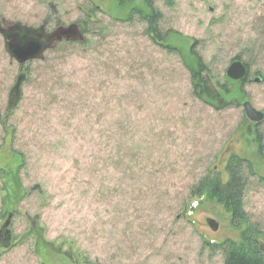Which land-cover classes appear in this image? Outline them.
I'll use <instances>...</instances> for the list:
<instances>
[{
    "label": "rangeland",
    "instance_id": "obj_1",
    "mask_svg": "<svg viewBox=\"0 0 264 264\" xmlns=\"http://www.w3.org/2000/svg\"><path fill=\"white\" fill-rule=\"evenodd\" d=\"M154 5L174 50L150 40L137 18L123 20L140 0H0L2 25L52 31L92 15L83 42L21 65L0 35V218L15 213L0 264H223L206 242L239 240V230L190 188L212 172L224 180L231 154L251 164L243 206L264 231V119L249 121L242 107L264 112V0ZM237 55L251 65L245 82L226 76ZM198 62L223 86L217 103L192 92Z\"/></svg>",
    "mask_w": 264,
    "mask_h": 264
},
{
    "label": "trees",
    "instance_id": "obj_2",
    "mask_svg": "<svg viewBox=\"0 0 264 264\" xmlns=\"http://www.w3.org/2000/svg\"><path fill=\"white\" fill-rule=\"evenodd\" d=\"M115 1L120 6L135 2V0ZM140 2L143 8L132 6L123 20L130 22L134 18H137L138 21L144 23V33L150 40L170 51L174 50L171 45L166 43L167 38L174 31L170 29L162 31L159 24L162 19V13L155 7L154 0H140ZM90 4L88 12L93 13L98 7L92 2ZM90 17L92 15L87 14L83 20L78 22L83 34L87 32L86 24L91 21ZM232 60L242 61L246 65L249 74L251 67L249 59H244L240 55H237ZM197 64L198 69L192 73V92L201 100L217 103L222 99L221 91L223 86L210 82L203 75L205 71L204 64L201 62ZM248 74L241 80L242 82L248 80ZM245 168L249 171L251 170V164L248 160L244 157L231 154L226 161L224 170L227 177L224 180L220 173L212 172L201 177L190 188V194L194 197L205 194L209 199L220 204L230 215L232 227L239 230V240L225 239L219 243L206 242L211 250L218 249L222 252L223 264H264V247H262L264 243V231L256 224L250 222V218L243 206V193L246 184Z\"/></svg>",
    "mask_w": 264,
    "mask_h": 264
},
{
    "label": "water",
    "instance_id": "obj_3",
    "mask_svg": "<svg viewBox=\"0 0 264 264\" xmlns=\"http://www.w3.org/2000/svg\"><path fill=\"white\" fill-rule=\"evenodd\" d=\"M49 5L52 12L56 13L54 4ZM0 35L10 59H14L20 65L30 60L42 59L43 54L57 43L63 41L79 43L84 40V34L78 23L58 26L52 31H46L44 23L35 28L19 22L2 25L0 21ZM247 74L246 65L240 60L231 61L226 69V76L231 80H242ZM25 78V73L17 75L15 83L10 88L7 100L9 109H13L19 102L21 85ZM242 107L249 121L259 123L264 119V112L254 108L250 102H243ZM206 222L212 231L217 230L218 223L214 219L208 218Z\"/></svg>",
    "mask_w": 264,
    "mask_h": 264
},
{
    "label": "flooded vegetation",
    "instance_id": "obj_4",
    "mask_svg": "<svg viewBox=\"0 0 264 264\" xmlns=\"http://www.w3.org/2000/svg\"><path fill=\"white\" fill-rule=\"evenodd\" d=\"M13 209L4 210L0 218V257L3 252L13 244L12 220L14 218ZM264 247V243L262 244Z\"/></svg>",
    "mask_w": 264,
    "mask_h": 264
}]
</instances>
